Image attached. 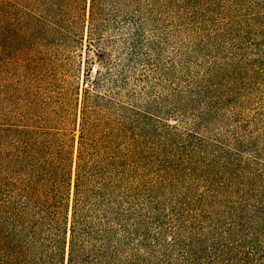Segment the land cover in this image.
<instances>
[{
    "label": "rangeland",
    "instance_id": "obj_1",
    "mask_svg": "<svg viewBox=\"0 0 264 264\" xmlns=\"http://www.w3.org/2000/svg\"><path fill=\"white\" fill-rule=\"evenodd\" d=\"M167 1L161 11L154 4L134 48L128 36L136 24L118 28L107 5L100 51L88 46L81 23L71 31L62 22L52 36L48 24L27 16L18 29L7 1L0 9V117L26 110L35 124L64 120L76 154L89 88L98 117L132 123L121 140L133 153V263L264 264V0ZM223 28L236 58L250 56L256 68H239L225 91L206 76L222 38L211 35ZM217 93L230 104H215ZM228 156L230 190L218 188L217 166Z\"/></svg>",
    "mask_w": 264,
    "mask_h": 264
},
{
    "label": "trees",
    "instance_id": "obj_2",
    "mask_svg": "<svg viewBox=\"0 0 264 264\" xmlns=\"http://www.w3.org/2000/svg\"><path fill=\"white\" fill-rule=\"evenodd\" d=\"M7 1L18 29L27 16L48 24L52 36L54 30L60 32L62 22L71 31L81 23L87 27L88 46L98 51L109 19L107 5L114 10L118 28L136 24L128 36L134 48L154 4L158 11L168 4L167 0H3L0 9ZM56 14L59 20L52 17ZM211 36L222 38L206 76L211 85L222 83L225 91L224 83H231L239 68H256L248 63L250 56L236 58L235 50L229 49L233 44L229 30ZM151 57L148 51L147 62ZM89 75L87 68L85 79L90 80ZM90 92L84 88L76 154L64 120L61 125L35 124L26 110L13 118L0 117V264H134L129 246L134 185L128 171L133 153L121 140L132 123L118 120L115 126L105 115L102 120ZM218 93L215 104H230V92ZM233 143L239 154L242 138L235 136ZM232 161L228 156L217 166L218 188L231 189Z\"/></svg>",
    "mask_w": 264,
    "mask_h": 264
}]
</instances>
